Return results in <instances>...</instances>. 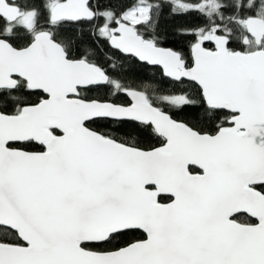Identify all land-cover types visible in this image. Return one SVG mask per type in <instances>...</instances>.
<instances>
[{"label": "snow or ice", "instance_id": "snow-or-ice-1", "mask_svg": "<svg viewBox=\"0 0 264 264\" xmlns=\"http://www.w3.org/2000/svg\"><path fill=\"white\" fill-rule=\"evenodd\" d=\"M0 264H264V0H0Z\"/></svg>", "mask_w": 264, "mask_h": 264}, {"label": "trees", "instance_id": "trees-1", "mask_svg": "<svg viewBox=\"0 0 264 264\" xmlns=\"http://www.w3.org/2000/svg\"><path fill=\"white\" fill-rule=\"evenodd\" d=\"M203 19L195 12H190L187 15H177L171 16L168 13L167 8L164 10L163 14L159 20V31L160 34L166 38L168 43L164 46L175 47V46H185L187 45V40L182 37L177 36L176 29L179 26L193 27L196 25L203 24ZM85 31L87 29L85 28ZM75 35V31L69 34V38ZM111 54V53H110ZM129 80L134 82H148L163 88L165 86L172 87L170 84H165V77L161 73V70L157 66L142 65L132 63L127 61L124 63L123 67L119 69ZM179 87V86H177ZM121 100L125 99L120 97ZM94 127L103 128V125H94ZM141 142L145 144H157L158 141L155 137H143Z\"/></svg>", "mask_w": 264, "mask_h": 264}, {"label": "water", "instance_id": "water-1", "mask_svg": "<svg viewBox=\"0 0 264 264\" xmlns=\"http://www.w3.org/2000/svg\"><path fill=\"white\" fill-rule=\"evenodd\" d=\"M164 46V45H163ZM165 47H168V46H165ZM157 67H159V66H157ZM160 68V67H159ZM160 70H161V73H162V69L160 68Z\"/></svg>", "mask_w": 264, "mask_h": 264}]
</instances>
